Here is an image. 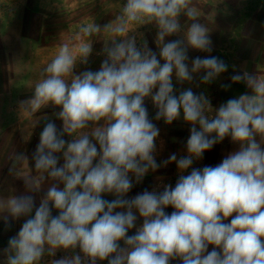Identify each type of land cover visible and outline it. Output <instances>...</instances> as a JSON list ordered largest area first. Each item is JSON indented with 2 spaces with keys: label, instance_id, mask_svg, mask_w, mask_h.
Masks as SVG:
<instances>
[{
  "label": "clouds",
  "instance_id": "clouds-1",
  "mask_svg": "<svg viewBox=\"0 0 264 264\" xmlns=\"http://www.w3.org/2000/svg\"><path fill=\"white\" fill-rule=\"evenodd\" d=\"M221 2L117 0L105 5L115 12L111 21L91 19L61 41L27 85L32 95L19 104L33 126L45 108L58 109L53 116L62 124L42 117L31 165L23 153L10 157L9 173L23 179L27 192L47 188L38 204L30 194L0 198L5 224L25 218L2 250L3 264H41L46 256L48 264H264V73L233 66L231 84L249 91L218 106L206 91L176 87L209 85L228 71L211 55L209 22ZM208 6L211 13L203 11ZM145 25L156 29V50L138 31ZM172 36L178 38L167 39ZM95 39L104 41L99 69L78 72ZM190 49L208 55L190 59ZM146 100L156 121L189 126L182 154L157 162L160 129ZM226 138L238 149L215 166L192 167ZM171 163L178 172L174 187L128 196ZM58 251L70 254L57 259Z\"/></svg>",
  "mask_w": 264,
  "mask_h": 264
},
{
  "label": "rangeland",
  "instance_id": "rangeland-1",
  "mask_svg": "<svg viewBox=\"0 0 264 264\" xmlns=\"http://www.w3.org/2000/svg\"><path fill=\"white\" fill-rule=\"evenodd\" d=\"M16 2L18 4L17 33L23 32L24 36L38 37V40L28 41L17 36V43L11 48V51L2 50L5 42H0V136L10 130L19 131L18 133L22 137H17L12 147H23L30 137L33 139L30 145L34 147L38 143L39 133L44 123H46L42 117L48 116L52 119L53 111H58V109H42L33 118L39 121L35 126H33L35 121L27 117L22 118L24 119L22 121L19 104L32 95V90L27 85L33 83L38 78L40 69L54 58L61 41L67 42L70 38H74L75 30L80 25L90 23L91 19H94L100 25L111 21L115 12L107 10L105 5L106 3L115 4L117 0H16ZM124 2L125 0H119L121 4ZM203 2L214 4L219 0H203ZM27 4L32 8L27 10V7H25ZM21 7H25L24 10ZM203 11L211 13L213 9L208 6ZM215 11L216 15L213 21L209 22V27L212 29L210 35L213 41L211 55L218 56L225 61L229 66L228 71L222 75L220 80L209 85L196 87L195 84L198 81L194 82L193 85L187 83L184 85L176 84L178 89L191 86L193 91L198 94L206 91L214 106H216V103L225 102L224 96L231 93L229 88L225 90L221 85L231 84L230 77L233 74V66L237 71L247 70L250 73L257 71L264 73V0H222L216 6ZM180 19L183 24L185 18L181 17ZM138 31L144 34L148 46L156 50L154 43L156 29L154 25H145L139 28ZM8 33L9 30L6 29V35ZM177 38V36H172L167 39ZM103 43L102 39L93 41V52L88 63L79 65L78 72L84 70L97 71L99 69L104 59L101 54ZM197 55L205 56L208 54L189 50L190 59ZM161 62L163 63V61ZM243 86V83L238 84V87ZM237 92L239 94L244 93L242 89ZM222 94L223 97L220 98ZM145 103L149 118L158 124L154 119L156 110L150 101L146 100ZM15 115L19 118L18 123L14 121ZM54 121L59 128L62 122L58 119ZM25 133H29L27 135L30 137L23 140ZM168 133H171L170 143L173 152L178 155L182 154L185 151L189 126L184 124L182 120L175 121L172 125H165L162 121L160 134L162 137L165 134L168 137ZM2 136L0 137V146H3L6 141L5 136ZM65 139L70 138L65 137ZM25 141L27 142L25 143ZM14 154L16 153L0 155L1 195L7 196L8 192L12 191V188L4 182L12 175L9 173V167L11 165L10 157ZM29 156L31 157V154ZM3 198L8 197L4 196Z\"/></svg>",
  "mask_w": 264,
  "mask_h": 264
},
{
  "label": "crops",
  "instance_id": "crops-1",
  "mask_svg": "<svg viewBox=\"0 0 264 264\" xmlns=\"http://www.w3.org/2000/svg\"><path fill=\"white\" fill-rule=\"evenodd\" d=\"M25 7H27V10L32 8L28 6V4L25 5ZM25 7H21V9L24 10ZM17 17H18V4L16 0H0V42L2 41L5 42L3 43L4 47L2 50L11 51V48L14 47L17 43V40H18L17 36H20V38H23V40H28V41L38 40V37L37 38L33 36L26 37L24 36L23 32H19V34L17 33V30H16ZM6 29L9 30V33L7 35H6ZM0 51H1V46H0ZM237 87H238V84H231V87L229 88V91L231 93L226 94V96H224L225 101L229 98L237 96L239 94L237 91L240 89H242L243 92L249 91L245 85L243 87H238V88ZM236 89L238 90L235 92ZM222 97H223V94L221 95L220 98ZM218 105L219 104L216 103V106ZM52 117H53L52 119L55 120V117L53 116V114H52ZM22 118H26V117L22 116L21 119ZM14 121L15 123L19 122V118L17 117V115L14 116ZM22 121H24V119H22ZM43 121L46 122L45 120ZM156 122H158V124L156 125L160 129L162 120L156 121ZM18 132L10 130L8 133H4L3 136L1 135L2 137L5 136L6 141L4 142L3 146H0V155L4 153H17V152L23 153L29 158V165H31V157L29 156V154H32L33 150L35 149V146L32 147V145H30L33 139L32 137L27 135L29 133H25V135L23 136V140H26L28 137H30L28 142L25 141V143L27 142L28 144L26 143L23 147L22 146L12 147V144L16 140V138L22 137L21 135H19ZM165 135H163L162 137V135L160 134L156 141V144H157L156 160L158 163L163 160H166L170 156V154L173 153V149L170 143L171 133H168V137H166ZM5 144H9V145L6 146ZM238 147L239 146L237 144L231 143L230 140L226 138L222 143L214 145L212 149L206 151L204 153L203 159L194 162L192 167L202 168L205 165L215 166L222 160V158L227 153L237 150ZM60 162L63 163V160L61 159ZM187 171H191V169ZM185 174H187V172H185ZM177 179H178V172H177L176 164L171 163L167 167L160 168L154 173L150 172L147 176H145L141 184H137L133 187V189L129 192L128 196L132 197L136 195L138 192H142L144 189H148L149 191H151L153 190L154 187L162 186L163 184H171L174 187ZM4 183H7L8 187L12 188V191L8 192L7 196L4 194L3 195L0 194V198H3L4 196L10 197V196H20V195L30 194L36 197L37 204L39 203V198L44 194V191L47 188V184H45L39 193H29L27 192L25 188L23 179L16 178L13 175L9 176L6 182ZM104 198L109 199V200L113 199L111 195H107V194L105 195ZM171 211H173V209L171 208L166 209V212L168 213H171ZM24 219L25 218H20L19 220L11 222L10 224H5L3 219H0V264H3V261H4L2 250L7 247L9 238L17 234ZM141 222L142 220L137 221L138 224ZM134 232H135V229L130 230L129 235L134 234ZM66 254H70V253L58 251L55 258L58 259ZM50 259L51 258L46 256L44 260L41 262V264H48V260ZM102 264H107V262L106 261L102 262ZM171 264H179V261H172Z\"/></svg>",
  "mask_w": 264,
  "mask_h": 264
}]
</instances>
